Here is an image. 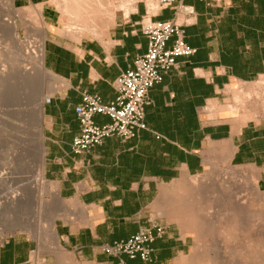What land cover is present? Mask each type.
Masks as SVG:
<instances>
[{"label": "crops", "instance_id": "obj_1", "mask_svg": "<svg viewBox=\"0 0 264 264\" xmlns=\"http://www.w3.org/2000/svg\"><path fill=\"white\" fill-rule=\"evenodd\" d=\"M12 1L20 8L42 5L49 26L44 61L57 84L44 105V176L73 207L69 219L56 224L60 243L84 263L118 264L102 247L152 227L161 189L204 173L214 160L259 170L264 190V0H185L193 15L176 16L173 8L152 13L155 21L183 25L196 53L178 58V68L151 88L147 130L130 140L107 138L81 154L72 150L80 133L75 108L84 94L106 105L116 100L115 80L148 51L139 23L150 10L141 4L129 14L120 11L101 38L76 40L60 33L50 0ZM94 122L102 126L111 119L96 115ZM166 228L152 244V262L124 255L125 264H189V242ZM35 250L28 236H0V264H31ZM193 259L190 264H198Z\"/></svg>", "mask_w": 264, "mask_h": 264}, {"label": "rangeland", "instance_id": "obj_2", "mask_svg": "<svg viewBox=\"0 0 264 264\" xmlns=\"http://www.w3.org/2000/svg\"><path fill=\"white\" fill-rule=\"evenodd\" d=\"M6 1L0 0V16L13 15L19 24L18 33L21 44L23 42L24 45H15L11 40H6L4 47L7 53L4 51L0 54V76L6 80L0 84L4 86H0L3 89L0 88L2 91H0V178L5 172L6 175L12 172L7 186L0 187V201L8 197L9 193L19 191L18 193H24L26 196L27 204L21 215L22 221L26 224L6 229L0 226L3 229L0 236L23 234L31 238L36 245L31 264H86L72 250L62 246L56 226V235L53 236L50 232L51 220L58 224L59 220L69 219L70 207L68 201L60 195L58 201L54 198L51 190L54 186L57 187L56 184L47 181L48 188L40 189L37 180L35 182L32 176L35 159L32 160L33 148L30 144L35 143L32 135L34 127L29 124V118L26 117L29 116L32 99L28 98L29 92L27 91L28 94L23 92L22 87L15 81L17 64L26 65L31 70L35 67V60L30 58L36 55L40 41L39 32L46 30L48 36L49 26L37 14L35 15L36 6L40 5L23 8L15 6L16 11L11 14ZM56 1L57 4L60 3L58 5L60 7L53 6L52 9L58 11L59 19L65 12L67 1ZM61 1L65 5H61ZM73 1L75 0H69L73 4H70L73 10L68 16V21L75 27L90 26L91 29H95V35L92 37L101 36L110 25V14L116 16L120 11L129 13L141 4H146L151 13H155L158 8L156 0H128L126 1L128 7L125 8L120 7V0H111L114 6L110 13H107L104 9L102 12L97 8L98 1L105 0H79V4L90 5L92 10L77 7ZM88 16L92 17L93 24L90 23ZM57 26L58 28L61 26L59 21ZM44 65L49 70L45 61ZM40 83L43 88L41 96L46 101L55 94L56 82L50 77H42ZM40 127L42 128V122ZM23 161L26 163L23 164ZM259 182V170L246 165L235 166L225 161L214 160L204 173L176 181L161 189L156 203L152 206L158 218L154 221L164 227L165 232L168 225L176 229L177 235L181 232L182 237L189 242L190 251L193 253L197 251L198 256L195 257L198 264H264V190L260 188ZM254 184H257L258 191L253 187ZM56 244L60 250L54 249Z\"/></svg>", "mask_w": 264, "mask_h": 264}, {"label": "built area", "instance_id": "obj_3", "mask_svg": "<svg viewBox=\"0 0 264 264\" xmlns=\"http://www.w3.org/2000/svg\"><path fill=\"white\" fill-rule=\"evenodd\" d=\"M185 0H156L157 9L173 8L176 16L181 13L193 15L194 9L183 5ZM208 5H219L223 0H202ZM151 12L141 19L140 31L149 40L146 54L136 58L134 67L120 74L114 87L117 98L111 104H103L99 97L84 94L82 103L75 108L80 124V133L72 144V150L81 154L102 145L105 139L119 137L130 140L147 130L146 108L152 103L150 90L163 80V75L178 68V58L190 57L196 49L185 41L183 25L173 21H155ZM174 38L173 46L167 43ZM48 97L44 104L49 103ZM96 115L107 116L111 122L98 126L94 122ZM165 235V228L154 223L152 227L141 229L127 240L102 247V252L119 259L118 264H125L122 256L130 259L140 258L144 263L152 262L154 249L152 244Z\"/></svg>", "mask_w": 264, "mask_h": 264}, {"label": "bare ground", "instance_id": "obj_4", "mask_svg": "<svg viewBox=\"0 0 264 264\" xmlns=\"http://www.w3.org/2000/svg\"><path fill=\"white\" fill-rule=\"evenodd\" d=\"M67 1V2H66ZM66 5L64 4V2L62 3L61 1V5L64 4L65 5V12H63V15L62 17L60 18V23L59 25L61 24L60 26V33H63L65 34L64 36L68 35V36H72V38L76 39V40H80L82 37L86 36V35H89V36H93L95 35L94 32H96L95 29H91L90 26H86L85 28H80V27H75L73 25L72 22L68 21V16L70 15L71 11L73 10V8L71 9L70 6H72L73 4L71 2H69V0H66ZM128 0H120V7H128L126 4L128 2H126ZM133 1V0H132ZM7 7H8V10L11 14H13L12 12H15L16 11V8L13 4V1L12 0H7ZM57 1L56 0H50L49 4L51 6H55L57 8H59L60 6H58L59 4L56 3ZM60 2V1H59ZM77 7H80V8H85V9H91L92 10V7H90V5H81L79 4L80 1L79 0H75L73 1ZM137 2V1H136ZM154 2H152V6L154 5L153 4ZM156 3V2H155ZM72 4V5H70ZM113 3L111 2V0H105L104 2L103 1H98V5H97V8L102 12H103V9H104V12L106 11L107 13H110V10L112 9V7L114 5H112ZM131 4V3H130ZM129 4V5H130ZM158 5V4H157ZM119 7V8H120ZM63 8V9H64ZM71 10H70V9ZM108 8V9H107ZM121 8V9H123ZM154 8V7H153ZM36 10L34 12L35 15L37 14V16L42 20L43 19V15H42V12H43V7L42 5L41 6H36L35 8ZM127 9V8H126ZM129 9V8H128ZM131 9V8H130ZM61 10V9H60ZM108 10V11H107ZM99 11V12H100ZM126 11V10H125ZM128 11V10H127ZM132 11H134V8L132 9ZM69 12V13H68ZM106 13V14H107ZM128 13V12H127ZM130 13V12H129ZM128 13V14H129ZM126 14V16L128 15ZM115 14H110L109 15V20L112 22H114L115 18H114ZM89 18V21L91 24H93V21H92V17L88 16ZM101 19V18H100ZM99 19V20H100ZM108 19V18H107ZM98 20V19H97ZM103 20V18H102ZM101 20V21H102ZM108 20V21H109ZM109 21V22H110ZM110 23V25H111ZM115 23V22H114ZM113 23V24H114ZM99 24V23H98ZM107 24V23H106ZM101 25V23H100ZM103 25V24H102ZM101 27V26H100ZM18 29H19V24L17 23V20L12 16L10 15H4L3 17L0 16V54L2 52H6L7 51L5 50L6 47H4V43L6 40H11L12 41V44H15V45H22L21 44V40H20V37H19V33H18ZM43 29V28H42ZM59 29V28H58ZM59 31V30H58ZM39 36H40V41L38 42V49H37V52H36V55L33 56V58H30V59H34L35 60V67H33L34 69V72L29 68L27 67L26 65H18L15 66V81H17V84L20 85L23 89V92H29V97L30 99V102L32 101V104L30 103V106L32 105V107L30 108L29 110V116H26L29 118V124H31V126L34 127V130H33V133L32 135L34 136V144H30L32 145V156L34 157L32 160L35 159V162H34V169H33V177L35 179V182L37 180V184L39 185L40 189H47L49 184L47 183V180L44 176V172H45V146H44V133H43V129L40 127L41 126V122L43 120V117H44V102L45 100L42 98L43 96L42 95V83H40V78H52L55 80V88L56 89V84H57V79H56V76L49 70H47L45 68V65H44V59H45V41L47 39V31L46 30H43L41 32H39ZM59 33V32H58ZM62 35V34H61ZM98 36V35H96ZM101 36L99 37H94V38H101ZM7 42V41H6ZM24 45V44H23ZM27 45V44H26ZM28 46H30L28 44ZM19 47V46H17ZM16 48V47H15ZM22 48V47H21ZM31 48V47H30ZM20 49V48H19ZM21 50V49H20ZM28 50V49H27ZM9 51V50H8ZM13 51V50H12ZM35 51V49H34ZM13 53V52H12ZM21 53V52H20ZM26 53V52H25ZM28 54V52H27ZM35 54V53H34ZM20 55V54H19ZM18 55V56H19ZM13 56V55H12ZM10 57V56H9ZM17 57V55H16ZM29 58V57H28ZM15 59V58H14ZM17 59V58H16ZM34 63V62H33ZM32 68V67H31ZM1 69V68H0ZM4 70V69H3ZM5 75V73H4ZM2 74V76H4ZM5 78H7V76H4ZM0 84L2 83L1 81H6V80H3V77L0 76ZM8 80V79H7ZM42 80V79H41ZM264 81V79H263ZM8 82V81H7ZM263 84V83H262ZM261 85V83H260ZM1 87H4L2 85H0ZM0 87V88H1ZM260 87V86H259ZM1 90H3L1 88ZM0 90V91H1ZM2 92V91H1ZM5 92V91H4ZM27 92V94H28ZM1 94V93H0ZM26 94V93H25ZM3 95V94H2ZM257 95V94H256ZM1 97V96H0ZM247 100V99H246ZM24 121V119H23ZM28 124V125H29ZM32 132V131H31ZM29 134V133H28ZM31 135V134H30ZM17 138V137H16ZM33 140V139H32ZM25 142V141H24ZM31 142V141H30ZM26 144V143H25ZM27 146V145H26ZM31 150V149H29ZM28 151V150H27ZM25 152V151H24ZM30 156V155H29ZM31 157V156H30ZM32 158V157H31ZM30 159V158H29ZM22 161V160H21ZM30 161V160H29ZM28 161V162H29ZM19 162V161H18ZM25 161H23V164H24ZM32 162V161H31ZM26 163V162H25ZM13 164V163H12ZM15 164V163H14ZM27 165V164H26ZM26 165H24L25 167H27ZM23 166V167H24ZM15 167V166H14ZM30 167V166H29ZM10 170V168H9ZM21 171V170H20ZM32 171V170H31ZM9 172V171H8ZM4 173V172H3ZM6 173V172H5ZM0 178V187H6L8 182H9V178L11 177L10 174L12 175V172H9V174H5ZM15 173V172H14ZM253 187L258 191V186L257 184H254ZM16 192V191H14ZM19 191H17L16 193H9L8 194V197H4L5 199L3 201H0V226H3L5 227L4 229H6V227H12V228H16V227H22L24 224H26L24 221H22V218H21V215L24 213L25 209H26V204H27V198L25 195L23 194H20L18 193ZM51 192L53 193L54 195V198L56 199V201H58L59 199V193H58V188L56 186H54V188L51 190ZM30 193V192H29ZM28 193V194H29ZM12 194V195H10ZM27 194V195H28ZM26 199V200H25ZM239 204V203H238ZM242 204V203H241ZM244 205V204H243ZM28 206V205H27ZM75 209V208H74ZM85 209V208H84ZM70 211L73 210V207H70L69 208ZM82 211V210H81ZM77 212V211H76ZM74 213V212H73ZM81 213V212H80ZM85 213V212H84ZM55 226H56V222L55 220H51V229H50V232L53 236L56 235V230H55ZM0 232H3V229L0 228ZM262 247V246H261ZM59 245L56 244L54 246V249L57 250L59 249ZM60 250V249H59ZM262 253V252H261ZM192 255V254H191ZM190 255V256H191ZM195 255L198 256V253L197 251L193 253V255L191 256L192 258H196ZM216 255V254H215ZM217 256V255H216ZM218 256H220V251L218 253ZM257 257V256H256ZM190 258V257H189ZM192 258H190L191 261H189V264L190 262L192 263L194 261V259L192 260ZM215 258V257H214ZM215 260V259H214ZM253 260V259H252ZM196 261V259H195ZM254 261V260H253ZM260 261V260H259ZM263 262V261H262ZM223 263V262H222ZM196 264V262L194 263ZM215 264V263H214ZM252 264V263H251Z\"/></svg>", "mask_w": 264, "mask_h": 264}]
</instances>
